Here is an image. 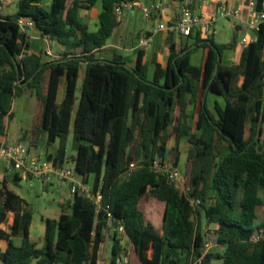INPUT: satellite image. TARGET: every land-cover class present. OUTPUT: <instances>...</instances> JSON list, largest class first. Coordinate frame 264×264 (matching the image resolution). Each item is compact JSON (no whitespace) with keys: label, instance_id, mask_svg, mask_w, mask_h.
<instances>
[{"label":"trees","instance_id":"1","mask_svg":"<svg viewBox=\"0 0 264 264\" xmlns=\"http://www.w3.org/2000/svg\"><path fill=\"white\" fill-rule=\"evenodd\" d=\"M46 1L19 0L15 15L0 16V136L13 118L14 100L31 90L41 114L23 140L46 133L49 145L59 142L47 159L63 165L73 134L71 161L85 182L93 176L103 201L100 209L81 195H74L68 208L62 203L58 219L42 218L45 243L38 247L31 238L33 214L5 178L0 225L9 214L13 218L9 232L0 228V264H100L106 233L118 221L141 264H195L201 257V264H264V240H250L256 229H264V217L257 222L258 210H264V25L231 66L222 63V56L235 48L236 37L229 44L198 38L178 50L170 36L168 64L157 66L150 78L141 54L135 67L96 56L118 24L117 5L136 0H102L96 32L89 31L79 13L97 0H51L50 7ZM258 1L263 8L264 0ZM20 18L32 19L42 37L67 50L51 61L25 54L29 43ZM200 48L204 61L196 66L191 55ZM63 81L65 96L58 103ZM209 93L225 100L224 108L216 107L217 116L208 107ZM182 140L188 157L180 188L154 167L166 161L169 149V162L178 168ZM21 180L14 172L12 182ZM150 196L159 201L153 216L162 221V229L139 207ZM192 200L199 201L197 207ZM211 236L214 247L204 255ZM112 240L110 264H130L115 230ZM183 256L193 261L184 263Z\"/></svg>","mask_w":264,"mask_h":264},{"label":"crops","instance_id":"2","mask_svg":"<svg viewBox=\"0 0 264 264\" xmlns=\"http://www.w3.org/2000/svg\"><path fill=\"white\" fill-rule=\"evenodd\" d=\"M144 8L150 9L154 16L158 17L161 23L168 25L167 30H161L154 32L156 28V23L154 21H148L144 17V11L142 8L137 7L126 13L120 19H117L118 24L115 27L112 36L106 41L105 45L100 51L96 53V56L100 60L113 61L119 60L129 67H135L138 58L141 54L143 62L148 66V74L152 78L155 74L157 66L165 68L168 64L170 51L168 48V38L171 36L178 50L194 45L198 38L206 39L203 35L196 31L190 37L182 36L176 29L175 25L179 18L180 6L178 0H139ZM221 4H226L233 9H243L246 0H221ZM3 6L0 10V16L7 17L12 16L17 13V3L19 0H2ZM221 4L217 0H194L193 8L195 13L198 15H213L217 14L221 7ZM51 0L45 2L46 7H50ZM102 12V0H97L94 7L89 10L83 9L80 11L79 16L83 23H85L89 31L96 32L99 29V16ZM221 24L222 30H230L233 32L231 41H226L225 43H218L216 41V36L219 34L218 24ZM122 31V36L116 37L119 32ZM27 41L29 43V48L26 50L25 54H35L42 56L43 61H51L58 59L67 50V47L58 43L55 40L42 37L40 31L36 28L27 29ZM151 36L152 42L147 48H142L140 46V40L142 38ZM217 44H229L232 42L233 38L236 37V46L232 50H226L222 56V63L224 65H236L239 63L241 54L245 46L242 44L244 38L250 41H254L257 37V33L249 30L245 23L236 18H220L215 26V32L211 36ZM204 61V51L203 49H197L191 55V62L196 66H201ZM86 72V71H85ZM85 77V74H84ZM81 79V67L79 72L78 82ZM242 82H239L241 85ZM78 87V85H77ZM23 96L34 97L31 90H26ZM65 96V83L60 85L57 95V102L61 103ZM38 103V102H37ZM208 107L211 112L217 116L216 107L224 108L225 100L223 97L209 93L207 96ZM13 118L7 120V131L5 135L0 136V144H15L22 142L24 134L27 130L32 129H22L21 135L18 133L11 132V122L15 118L14 107H12ZM37 123L39 122L41 114V106L37 104ZM36 123V124H37ZM38 136V135H37ZM40 138H33V148L36 149V153L40 156ZM183 141V140H182ZM182 143V142H181ZM59 146V142L52 145H48L46 154H53ZM188 149V146H187ZM7 170L0 172V183L7 178ZM183 186V185H181ZM11 189V186H10ZM1 209V203H0ZM258 213V212H257ZM12 215H8L7 220L0 225V228L5 230V224H11L10 219ZM59 218V217H58ZM56 218V219H58ZM7 232V231H6ZM17 239V238H15ZM16 243L20 244L21 240ZM6 242V241H2ZM1 242V243H2ZM7 244V242H6ZM7 246V245H6ZM6 248V247H5ZM5 248L3 250H5Z\"/></svg>","mask_w":264,"mask_h":264},{"label":"built area","instance_id":"3","mask_svg":"<svg viewBox=\"0 0 264 264\" xmlns=\"http://www.w3.org/2000/svg\"><path fill=\"white\" fill-rule=\"evenodd\" d=\"M194 0H183L179 2L180 14L175 25V29L184 37L192 36L196 31H199L203 37L209 38L215 32V26L220 18H236L242 20L249 30L258 33L264 25V7L259 8L258 0H246L243 9H233L226 4H221V0H217L221 4L217 14L213 15H198L193 8ZM3 6L2 0H0V10ZM140 7L144 11V17L148 21H154L156 28L154 32L161 30H167L168 25L161 23L159 18L154 16L150 9L144 8L139 0L122 2L117 5L115 9V16L120 19L126 13L134 8ZM18 25L24 31L27 29L36 28L35 22L30 18H20ZM152 42V37L148 36L140 40V46L147 48ZM252 41L244 38L242 44L247 46ZM0 162H4L7 166V172H18L28 177L29 179L37 178L42 183H50L53 178L58 180H65L69 182L70 192L72 197L74 195H81L90 199L100 209L103 201V194L101 187L94 189L93 185L89 182H85L80 179L76 172L75 164L70 162L69 166L58 165L53 159L41 160V157L33 156L30 153H26L24 150V143L18 142L16 144L3 143L0 146ZM154 169L159 173L167 177L170 183L174 185H183L184 178L178 172V168H174L169 159L163 164L156 163ZM193 207H197L198 200H192ZM108 218L113 220V214L108 211ZM114 230L120 237H127L125 225L122 222H117ZM213 236L210 239H206L205 242V254L211 252L214 247ZM251 242L259 243L264 240V229H256L250 238ZM123 241V240H122ZM203 257L196 260L195 264H201ZM118 264H122L121 260H118Z\"/></svg>","mask_w":264,"mask_h":264},{"label":"rangeland","instance_id":"4","mask_svg":"<svg viewBox=\"0 0 264 264\" xmlns=\"http://www.w3.org/2000/svg\"><path fill=\"white\" fill-rule=\"evenodd\" d=\"M221 22L218 24L219 34L216 36V41L218 43H225L226 41H231L233 32L230 30H222L221 28ZM122 36V31L117 34L116 37ZM86 71V64L81 65V79L78 82L77 87V101H76V108L79 104L80 96H81V89L84 82V74ZM37 100L34 97L30 99V97L27 96H20L16 98L13 102L14 112H15V118L11 122L10 128L12 133H18L21 135L20 128L26 130L32 127L36 121L37 116ZM40 138V157L41 160L47 159L46 150L48 147V141H47V134L42 133L38 136L30 135L26 137L23 140L24 143V150L26 153H30L33 156H36L37 153L35 152L36 149L33 148V142L32 139ZM175 141V137L171 140V146H173ZM12 143H15L13 141ZM187 142L186 140H183L181 143V158L178 166V172L180 175H184L185 169H186V162H187ZM76 154L75 150L73 149V134H70L67 142V155L69 160L66 161L65 166H69L71 162L72 156ZM7 168L6 164L4 162H0V172L5 171ZM14 172H6L7 179L9 180V187L11 186V189L15 191L19 196H21L28 207V209L33 214V220L31 225V238L33 241L38 243V247H43L45 243V226L42 222V218H50V219H56L60 216L62 212V203L65 208H68L70 200L72 198L71 192H70V184L68 181L65 180H58L56 178H53L50 183H42L37 178L29 179L28 177L24 176L22 174V180L18 184H14L12 182V176ZM80 177V176H79ZM80 179H83L80 177ZM93 182V176L91 175L89 177V183L92 184ZM1 186V183H0ZM177 187H182L181 185H176ZM261 198L264 200V190L262 189L260 192ZM159 203V201L150 196L146 199H144L139 207L144 210L145 216L147 215L148 218H151V220H154L153 213L157 211L156 205ZM239 210V207H237ZM151 216V217H150ZM258 220L259 223L262 218L264 217V210H258ZM157 218V217H156ZM12 220V219H10ZM148 220V219H147ZM156 225L159 229H162V221L159 219H155ZM5 230L9 232L10 230V224H5ZM114 233V230H111L106 233L105 241L103 242L100 250V264H110L111 260V249H112V235ZM121 240H123V245L125 246L127 253V259L130 264H141L137 258V256L134 253V250L128 240V238L125 237H119ZM15 242L19 241V239H15ZM6 242L1 243L2 249L6 247ZM152 254L151 252L149 253ZM184 263H191L189 259H187L185 256H183ZM212 264H220L219 261L215 260Z\"/></svg>","mask_w":264,"mask_h":264},{"label":"water","instance_id":"5","mask_svg":"<svg viewBox=\"0 0 264 264\" xmlns=\"http://www.w3.org/2000/svg\"><path fill=\"white\" fill-rule=\"evenodd\" d=\"M169 156H170V150L168 149L167 150V154H166V160L169 159ZM210 258V255L206 256V259L208 260Z\"/></svg>","mask_w":264,"mask_h":264}]
</instances>
